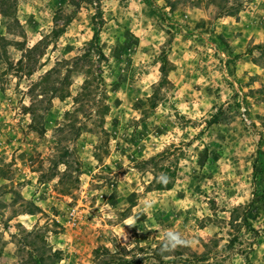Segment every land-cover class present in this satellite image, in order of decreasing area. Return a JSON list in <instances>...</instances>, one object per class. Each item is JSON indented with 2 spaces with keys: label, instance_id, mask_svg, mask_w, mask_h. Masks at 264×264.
Listing matches in <instances>:
<instances>
[{
  "label": "rangeland",
  "instance_id": "obj_1",
  "mask_svg": "<svg viewBox=\"0 0 264 264\" xmlns=\"http://www.w3.org/2000/svg\"><path fill=\"white\" fill-rule=\"evenodd\" d=\"M7 5L0 264H264V0Z\"/></svg>",
  "mask_w": 264,
  "mask_h": 264
},
{
  "label": "trees",
  "instance_id": "obj_2",
  "mask_svg": "<svg viewBox=\"0 0 264 264\" xmlns=\"http://www.w3.org/2000/svg\"><path fill=\"white\" fill-rule=\"evenodd\" d=\"M9 2V0H0V15L4 18H8V20L10 22H8L7 26H9V23H11L10 25L15 26L14 24H17L14 20H12V7L11 5H7V3ZM7 7V8H5ZM10 10V13H8L7 11ZM14 22V23H12ZM69 21H67L68 23ZM66 23V24H67ZM97 36L96 33H94V36ZM2 38V37H1ZM35 47H32L30 49H28V51H26V53H24V55H22V58L20 57V59H18L16 61V63H12L8 61V58L6 56L5 53H1L0 51V61H2L5 66H6V71H10V70H14L15 67L17 69L16 72H21L22 76L25 77H30L33 75V73L36 70V65L38 63V59L33 58V53L35 52ZM57 72L56 68L50 69L49 71L45 72L37 81L33 82L31 85L32 87L30 88V94H32V97L35 95L33 94V92H35L37 89L41 90L42 92L44 90H47L46 87L44 85H54L55 81H53V74H55ZM65 80H67V77H65ZM49 91V90H48ZM53 92V89L51 90ZM55 94V91L54 93ZM36 105H34L33 101L30 103V105L28 107L25 108L26 113L29 114L31 116L32 121L35 122V124L33 125V130L36 131L37 133H43L44 131V127L42 126V124L40 123V118H42V114L37 113V108ZM47 110V107H43V111ZM41 124V125H40ZM169 170V174H170V179L171 181H168L165 185H163L161 182H159L157 184V190H169L172 188L173 186V179L176 175V170L175 169H168ZM38 208L35 207L33 204L30 205V208L27 209V211H20L22 214L23 213H29L32 214L34 213V211H37ZM104 251V254H107L108 256L110 255L109 251L106 248H102ZM94 254H97V250L95 251ZM34 264H44L43 259L41 257H35L34 258Z\"/></svg>",
  "mask_w": 264,
  "mask_h": 264
},
{
  "label": "clouds",
  "instance_id": "obj_3",
  "mask_svg": "<svg viewBox=\"0 0 264 264\" xmlns=\"http://www.w3.org/2000/svg\"><path fill=\"white\" fill-rule=\"evenodd\" d=\"M187 242L179 236V234L168 231L162 246V251H168L176 248L179 245H184Z\"/></svg>",
  "mask_w": 264,
  "mask_h": 264
},
{
  "label": "built area",
  "instance_id": "obj_4",
  "mask_svg": "<svg viewBox=\"0 0 264 264\" xmlns=\"http://www.w3.org/2000/svg\"><path fill=\"white\" fill-rule=\"evenodd\" d=\"M245 109H243V107H242V109H241V114H242V117H244L245 116Z\"/></svg>",
  "mask_w": 264,
  "mask_h": 264
}]
</instances>
